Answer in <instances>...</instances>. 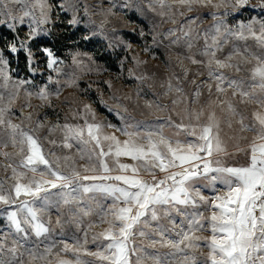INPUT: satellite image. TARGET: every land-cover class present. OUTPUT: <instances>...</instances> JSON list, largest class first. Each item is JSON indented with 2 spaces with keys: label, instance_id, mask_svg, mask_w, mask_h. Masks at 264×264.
<instances>
[{
  "label": "snow or ice",
  "instance_id": "obj_1",
  "mask_svg": "<svg viewBox=\"0 0 264 264\" xmlns=\"http://www.w3.org/2000/svg\"><path fill=\"white\" fill-rule=\"evenodd\" d=\"M116 7L113 3L107 11L112 13ZM119 7H131L141 14L146 8L161 21H171L174 27L163 33L156 32L160 24L152 22L154 43L157 36L163 35L172 45L183 42L191 51L202 39L200 54L208 58L207 76L215 83V99H212L213 84L202 82L189 101L180 77L173 74L161 87L166 88L165 96L175 94L174 106L198 103L201 87H207L209 94L208 103L199 109L185 106L177 111L174 107L173 112L180 117L179 123L168 116L165 123L148 125L136 120L127 107L121 110L117 103L112 108L107 101L101 100L119 117L121 123L116 125L98 119L91 105L84 104L83 112L77 114L83 124L48 127L49 136L60 130L63 138L57 141L45 136L44 140L53 148L67 149L70 153L57 155L55 151L46 152L43 147L38 134L45 127L43 121L38 120L35 127L25 125V121H32V113L25 114L24 108L32 107L30 98L33 95L50 103L47 85L35 93L24 89L26 99L20 109L23 119L14 122V105L23 86L31 81L12 79L8 60L0 49V169L5 173L10 171L7 179L13 181L5 187L7 181L0 179V205L6 206L0 215L6 216L9 229L0 233V264H35L37 261L40 264H145L146 259L154 264H264V17L253 16L234 27L227 23V17L249 7L264 11V0L255 5L250 0H147L146 4L141 0L136 5L127 0ZM61 9L75 12L71 4L61 5ZM51 10L48 0H0V26L16 32L17 22L24 24L25 18L30 20L27 40L19 41V48L27 50L31 71H35L31 68L35 54L28 47V41L50 31L40 26L50 22ZM84 14H89L87 5ZM177 14L184 18L179 27H175ZM205 15L211 16L213 23L201 33L199 23ZM68 23H78L75 14ZM140 35H144L143 30ZM231 40L242 41L244 45L233 43L223 59L217 58V53ZM249 40L255 42L259 52L252 51ZM5 47L13 53L19 50L15 39ZM39 50L47 57V67L59 73L61 69L56 65L61 62L53 51L48 47ZM237 57L239 63L233 64ZM134 59L137 64L143 63ZM187 59L193 64L202 63L192 55ZM253 61L247 78L231 77L221 71L234 67L240 72V63L252 64ZM73 63L80 62L74 57ZM181 67L186 80L189 69ZM129 75L141 82L148 79L136 76L131 70ZM48 80L53 82L51 76ZM68 83L74 84L75 80ZM107 83L111 88V82ZM55 94L59 95V89ZM112 99L119 101L120 97L114 95ZM253 105L249 118L245 110ZM156 107L161 108V105ZM166 127L175 132L166 135ZM142 128L150 130L141 131ZM245 132L254 135L247 147L242 148L239 142L249 139L241 135ZM116 133L125 139L121 140ZM229 142L235 151H229ZM9 147L14 151H8ZM240 152L248 156V162L229 165L227 158ZM122 157L129 158L132 163L121 162ZM113 172L120 174L113 175ZM158 172L163 176L158 178ZM218 185L223 187V192ZM202 189H211L214 195L206 196ZM108 199L111 203L102 202ZM201 207L210 208V215L199 211ZM53 210L58 213L55 220L58 225L64 216L79 225L84 217L93 214L99 223H106L108 226L103 231L92 236L96 250L88 248L85 230L82 241L77 239L69 244L62 240V247L56 251V243L48 240ZM46 215L47 220L44 219ZM93 227L95 224L88 225V229ZM204 231L211 234H198ZM12 235L16 239L9 246L8 238ZM31 236L37 238L36 242L26 247ZM137 237L141 238L139 244ZM144 239L149 241L146 246ZM158 246L169 251L160 253ZM205 247L207 253L203 251ZM148 248L155 254L150 255ZM25 253L27 262L23 259ZM68 253L74 258H66Z\"/></svg>",
  "mask_w": 264,
  "mask_h": 264
},
{
  "label": "rangeland",
  "instance_id": "obj_2",
  "mask_svg": "<svg viewBox=\"0 0 264 264\" xmlns=\"http://www.w3.org/2000/svg\"><path fill=\"white\" fill-rule=\"evenodd\" d=\"M127 2V0H48V3L52 5L50 13L51 20L49 23L41 25L42 30H50L47 34H41L35 40L28 41V47L31 48L34 55V62L30 66L27 58V50L19 48V41H26L27 34L29 32L28 24L30 20L25 18L24 24L17 22L16 32H12L7 29L6 26H0V49L3 50L5 59L8 60V71L13 80L25 79L30 80V84H26L20 91V96L17 99L12 113L14 122L19 123L23 117L21 116L20 109L25 102L24 89L33 93L38 92L39 89L47 85L49 92L50 103L40 101L35 95L30 98L31 108H24V113H32V121H25L26 126L35 127L36 122L43 121L45 127L39 130V136L45 151H55L57 155L70 154L69 150L62 148H53L44 140L45 136L49 139L62 140V133L57 130L49 136L48 127L56 124L63 125L69 124H83V120L79 118V113L83 112V105L89 104L95 111L98 119L107 120L113 124L119 125L120 119L115 112H110L101 100L107 101V104L115 108L117 103L120 104L121 110L123 107L128 108V112L135 117L138 121H145L148 125H157L165 123L168 116H172L176 123L180 122L173 108L177 111H182L185 106L190 108L199 109L201 106L206 105L209 100V94L207 87H201L202 93L200 100L196 104L186 103L173 105L172 100L175 98L174 93L164 95L166 91V82L175 74L180 77L181 85L184 88V95L191 100L192 94L196 90V86L202 82L213 84V96L215 99V83L207 76L208 68L207 57L202 56L200 53L203 48L204 41L201 39L196 42L195 47L189 51L186 44L181 42L179 45H172L169 38H165L163 35L157 36L156 43L153 42V35L155 33L151 30L152 22L160 24V27L155 31L159 33L165 32L169 27H174L170 20L161 21L160 17L155 13L149 12L146 8L144 14L136 12L133 8L122 9L120 4ZM133 5L141 3V0H131ZM116 3L117 7L113 8L112 13H109L107 9L112 7V4ZM143 3H147V0H143ZM250 3L255 5L259 3V0H250ZM75 6V12L62 11L61 5L68 7L69 5ZM88 6V15L84 14V7ZM183 10V9H181ZM223 9H221V12ZM36 15L39 16V10H35ZM73 14L76 15L78 23L70 25L68 21L72 18ZM193 15V13H189ZM257 17L258 19L264 17V11L260 8H247L242 10L238 14L227 17V23L229 26H235L240 21L247 22L251 17ZM178 21L175 27H179V24L183 22L184 18L178 14L176 16ZM213 21L211 16H203V20L199 23V30L201 33L210 28ZM143 30L144 35L141 36L140 32ZM96 33V35H93ZM65 35L66 38H70L63 44L53 42V36ZM71 35V37H70ZM89 37L87 40L84 37ZM17 42V52H11L5 47L6 44L13 40ZM236 43L243 47L244 42L231 40L228 45L224 47L222 52L217 53V58L223 59L231 50L232 44ZM130 45V47H129ZM248 46L254 52H259V48L254 41L249 40ZM43 47L50 48L55 54L58 61L56 67L60 68L59 73L49 69L47 67V57L39 49ZM147 49V50H145ZM189 55L194 56L198 61H202L201 64H193L187 57ZM79 61V64L73 63V58ZM139 59L143 63L137 64L136 59ZM250 59V57H249ZM239 63V57L233 60V64ZM240 63V72H236L235 68L222 69L227 75L235 78H247L249 76V69L254 65ZM189 69L188 77L184 79L183 68ZM129 70L135 73L136 76H146L143 82L136 80L133 76L129 75ZM200 73V75H197ZM53 78V82H49L48 77ZM75 80L74 84H69L71 80ZM60 81L57 85L54 81ZM195 80L196 84L192 81ZM111 82L112 87H108V83ZM173 83L176 81L173 79ZM59 89V95L55 93ZM139 90V95L137 91ZM120 97L119 101L112 99L113 96ZM125 97H131L126 99ZM238 99V98H237ZM151 103L152 106L147 105ZM161 105V108H157L156 105ZM167 106V107H164ZM255 106H248L245 110V114L251 118V112ZM241 108H244L241 105ZM219 113V109H217ZM187 122V121H185ZM150 129L142 128L141 131H147ZM107 131H112L108 129ZM175 132V129L165 128V134L171 135ZM121 140L125 137L116 133ZM232 134V133H230ZM241 135L247 136L249 139L241 140L239 142L240 147L246 148L248 142L254 133L245 132ZM183 139V134L181 135ZM8 151H14L11 147ZM229 151L233 152L235 149L232 147V142H229ZM75 149L72 150L74 154ZM121 162L132 163L129 158L122 157ZM248 162V156L243 153H236L234 156L227 158L229 165L240 166L245 165ZM80 163H86V161H80ZM92 174V173H88ZM113 175L120 174L113 172ZM130 174V173H129ZM32 174L29 173V176ZM145 178L150 179L146 174ZM10 171L5 173L3 169H0V179H5L7 183L5 187H8L13 181L8 180ZM158 178L163 176V173H157ZM50 178V177H49ZM221 192L224 191L222 186H219ZM55 191V190H53ZM203 194L206 196H213L214 193L211 189H202ZM99 195V194H97ZM22 199L24 197H21ZM103 203H111V200L102 201ZM39 206V205H37ZM6 206L0 205V212H3ZM15 208V205L12 206ZM199 211L205 213L206 216L210 215L211 209L201 207ZM56 213L54 210L51 212V224L48 225L51 232L48 236L49 241H54L57 245L56 251H59L62 247L61 241L66 240L69 244L75 242V240H83L84 232H88V248L92 251L96 250V246L91 242L92 236L95 233L103 231L108 225L106 223H99L98 217L93 214L90 217H84L83 223L76 224L68 221L67 216L61 218V223L56 224ZM45 220L48 219L46 215ZM7 219L5 215H0V233H6L9 231L7 227ZM92 223L95 227L88 229V225ZM199 235L209 236L210 231H204L198 233ZM16 239L15 235L9 236L8 244L11 246V241ZM36 237H30V243L26 247H31L32 243L36 242ZM43 239V238H41ZM141 238L137 237V243L139 244ZM23 243V241H21ZM146 246L149 241L143 240ZM43 248V244L40 245ZM23 250V249H22ZM160 253L169 251L167 248H159ZM148 253L154 255L153 249L148 248ZM204 253H207L208 249H203ZM64 256V253H61ZM66 258H74L71 253H68ZM23 259L27 262L28 256L25 253ZM84 259H92L91 257H84ZM135 257H133V261ZM35 264H40L39 261ZM145 264H154L152 260H145Z\"/></svg>",
  "mask_w": 264,
  "mask_h": 264
},
{
  "label": "trees",
  "instance_id": "obj_3",
  "mask_svg": "<svg viewBox=\"0 0 264 264\" xmlns=\"http://www.w3.org/2000/svg\"><path fill=\"white\" fill-rule=\"evenodd\" d=\"M70 37H71V35H70ZM67 41H70V38H66L65 37V35H61V38H60V36L59 35H55V36H53V42H54V44L56 43V42H58L59 44H63V43H65V42H67ZM56 45V44H55Z\"/></svg>",
  "mask_w": 264,
  "mask_h": 264
}]
</instances>
